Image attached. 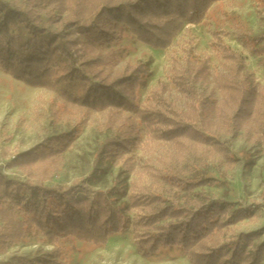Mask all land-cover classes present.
Instances as JSON below:
<instances>
[{"label":"trees","instance_id":"1","mask_svg":"<svg viewBox=\"0 0 264 264\" xmlns=\"http://www.w3.org/2000/svg\"><path fill=\"white\" fill-rule=\"evenodd\" d=\"M214 1L219 0H0V69L28 86L58 91L84 126L104 113L103 128L112 136L95 155L93 175H105L102 163L135 175L129 185L82 199L71 196L77 181L66 187L47 184L80 128L14 155L7 165L17 166L26 179L0 174V253L34 230L53 247L49 256L15 260L66 264L63 239L104 245L131 227L144 258L177 247L192 264H264V238L257 241L264 228L232 231L264 204L213 200L196 191L209 180L186 171L190 156L236 165L226 139L233 133L242 131L264 145V83L247 70L244 56L217 36L223 60L217 70L190 53L173 59L168 82L158 81L141 102L138 90L150 73L147 65L117 69L104 51L126 32L165 49ZM250 40L264 42V36ZM139 149L136 159L132 155ZM143 157L144 163L138 162ZM117 195L127 200L116 204Z\"/></svg>","mask_w":264,"mask_h":264},{"label":"rangeland","instance_id":"2","mask_svg":"<svg viewBox=\"0 0 264 264\" xmlns=\"http://www.w3.org/2000/svg\"><path fill=\"white\" fill-rule=\"evenodd\" d=\"M217 36L222 37L226 46L240 52L246 60L247 70L258 82L264 83V42L250 40L264 36V0L214 1L198 23L185 24L165 49H153L126 32L121 40L105 47L104 51L111 54V64L117 69L127 64L147 65L150 73L138 90V99L144 102L158 81L168 82L173 59H182L190 53L196 58L207 59L210 68L217 70L223 61L216 47ZM198 89L205 91V86L199 84ZM82 119L80 113L73 112L59 98L58 91L28 86L0 69V174L25 180L26 176L17 166L7 165L14 155L80 128L71 146L61 154L59 170L46 183L66 187L77 181L71 191L75 199L91 198L96 190L107 191L124 182L129 185L135 175L126 176L119 166L106 168L107 165L102 163L99 166L106 169L105 175H93L95 155L112 132L103 128L104 113L91 116L85 126ZM226 139L237 158L233 167L225 166L212 156H190L187 173L209 180L196 191L203 190L213 200L235 202L243 207L264 204V145L248 140L242 131L228 135ZM133 154L138 159L140 149ZM144 160L145 157L138 162L144 163ZM125 200L126 196L117 195L114 202L121 204ZM255 210L252 218L236 224L232 231L264 228V205ZM263 238L264 232L257 241ZM61 244L66 251V264H192L177 247L162 249L144 258L134 243L131 227L111 235L104 245L70 238L63 239ZM52 248L32 230L20 243L0 253V263L19 264L15 260L18 256L48 257Z\"/></svg>","mask_w":264,"mask_h":264}]
</instances>
